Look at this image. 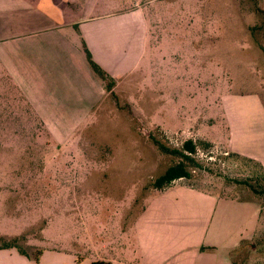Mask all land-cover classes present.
I'll list each match as a JSON object with an SVG mask.
<instances>
[{
  "label": "rangeland",
  "instance_id": "374dc122",
  "mask_svg": "<svg viewBox=\"0 0 264 264\" xmlns=\"http://www.w3.org/2000/svg\"><path fill=\"white\" fill-rule=\"evenodd\" d=\"M83 1L78 18L100 16L60 30L74 49L68 67L56 63L36 86L0 62V244L16 240L0 264H90L96 252L142 264L132 224L180 160L157 143L188 139L199 166L175 182L219 194L218 208L243 207L253 235L233 264H264L263 167L228 146L264 164V0ZM80 28L114 73L94 74ZM38 89L47 111H31ZM170 196L160 218L169 253L184 232L196 238L211 202Z\"/></svg>",
  "mask_w": 264,
  "mask_h": 264
},
{
  "label": "crops",
  "instance_id": "0c3cea01",
  "mask_svg": "<svg viewBox=\"0 0 264 264\" xmlns=\"http://www.w3.org/2000/svg\"><path fill=\"white\" fill-rule=\"evenodd\" d=\"M85 6L87 3L83 0H0V62L9 63L8 66L12 69L16 68L15 72L19 75L20 84L36 86L44 84L43 81H36L33 78L53 74L56 63L63 68L71 63L70 54L74 49L67 40H63L65 37L60 30L75 26L77 22L85 23L95 20L100 16L84 14L85 16L78 18ZM78 32L82 37V52L85 45L93 60L104 67L107 74L114 73L113 69L108 68L110 67L108 64V67L101 64V59L97 58L94 48L85 40L86 35L83 29L80 28ZM11 54L15 55L14 63L9 58ZM0 69L3 70V67ZM90 74L92 80L98 83L95 73ZM99 83L102 85V82ZM37 92L42 95H34L30 99L31 111H47L50 106V99L44 95L47 89H38ZM232 145L228 143L231 152L256 161L264 169V164L262 165L258 159L244 156L243 152L233 150ZM174 182L167 188L156 190L132 224L133 234H138L137 247L142 248L143 252L145 250L149 256L148 260L142 259V264H233L232 252L241 245L242 241L253 235V232H248L245 220L241 217L244 208L236 206L232 209L225 205L218 208L217 200L222 199L219 194L195 188L186 183L181 185ZM177 190L180 191L177 193ZM182 194L200 196L210 199L211 202L202 217L200 233L199 231L196 233V238H183L184 232L169 253L164 245L163 248L161 246L165 230L160 218L169 211L166 210V204L170 195L181 197ZM216 207L218 215L215 218ZM150 210L152 213L149 215ZM231 210L235 213L232 226L228 220ZM256 211L257 209L252 212V216ZM155 216L158 218L155 220L157 223L153 220L149 221ZM247 233H250V236ZM91 259L90 263L97 260L115 263L113 256L106 252H96ZM123 262V264H129L127 259H123Z\"/></svg>",
  "mask_w": 264,
  "mask_h": 264
},
{
  "label": "trees",
  "instance_id": "16d2710c",
  "mask_svg": "<svg viewBox=\"0 0 264 264\" xmlns=\"http://www.w3.org/2000/svg\"><path fill=\"white\" fill-rule=\"evenodd\" d=\"M84 51L88 64L90 65L94 73L99 74L103 78H106L108 74L103 69H101V67L93 60L91 53L85 47V45H84ZM157 144L161 147L162 150L165 151L167 150L172 154L178 155L180 157V160L177 161L175 164L169 166L162 175H160L155 179L153 183L154 187L157 190H162L164 188L169 187L177 179H182V178L190 179L192 177V171H194L195 168L199 166L198 162L194 158L195 154L198 152V145L191 139L185 140L182 143L180 149H166L160 143ZM238 156L239 155L236 153H231L230 155V157H238ZM239 157L253 165H258L262 167L260 164H258L256 161L250 158H246L242 156ZM263 176H264V172H263ZM15 242L16 240H11V241L3 240V242L0 244V249L9 248L15 245L16 244ZM90 264H111V263L103 260H97L91 262Z\"/></svg>",
  "mask_w": 264,
  "mask_h": 264
}]
</instances>
